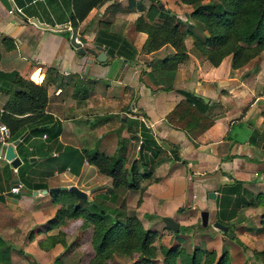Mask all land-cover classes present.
Instances as JSON below:
<instances>
[{
    "label": "crops",
    "instance_id": "crops-1",
    "mask_svg": "<svg viewBox=\"0 0 264 264\" xmlns=\"http://www.w3.org/2000/svg\"><path fill=\"white\" fill-rule=\"evenodd\" d=\"M159 1V6L178 19L179 31L191 28L182 27L179 21L186 14V3ZM9 2L10 8L0 2V73L15 72L24 80L43 85L46 99L42 112L48 116L43 118L44 122L37 120L31 126L47 125L59 130L56 137L48 138L45 132L26 129L14 146L20 158L16 167L0 157V236L10 244L11 264L71 263V253H65L59 241L50 243L47 239L59 229L65 232L66 244L80 235L79 225L73 219L49 227L56 208L66 203L86 207L96 201L119 207L121 202V208H132L148 228L147 221L157 223L156 215L174 218L185 202H190L191 207L206 205L209 189L218 198L217 187L232 183L234 178L256 194L257 202L244 207L239 221L230 218L235 244L229 262L234 263L233 257L240 255L245 246L250 256L252 248L264 246V50L241 67L232 68L228 55L212 65L192 49V40L186 34L183 41L187 58L177 65L172 87L163 90L151 82L149 62L169 57L175 50L164 43L147 51V34L134 28L135 18L145 17L147 9L154 8L153 0H105L89 9L74 27L75 39L81 46L95 48L93 37L98 21H107L112 31L121 33L136 48L131 61L109 57L103 48L105 58L97 61L70 44L72 0ZM152 12L156 20L161 19L155 10ZM87 56L92 61L86 67ZM19 89L13 86L0 90V110L12 91ZM186 92L207 98L203 101L207 102V112L213 120L194 142L183 130L164 121V115ZM146 133L158 138L161 148L150 176L155 179L141 181L142 191L117 188L114 201L99 199L96 195L111 187V178L87 159L84 150L116 153L127 167L138 157ZM8 142L6 139L3 145ZM167 142L179 146L181 159L171 158ZM144 156L152 157L150 148ZM17 182L19 190L12 192L10 187ZM39 182L46 184V188H64L46 193L40 192L42 188H27V184ZM68 185L85 191L88 200L75 197L66 188ZM215 198L210 199L213 210L209 213L213 215L218 207ZM145 213L153 216L148 220ZM76 219L80 221V216ZM212 241V236L205 239L206 248ZM162 244L179 246L174 242ZM127 252L114 255L108 264H130L137 252L126 259ZM254 263L257 262L252 257L246 264ZM147 264L164 263L162 256L155 255Z\"/></svg>",
    "mask_w": 264,
    "mask_h": 264
},
{
    "label": "trees",
    "instance_id": "trees-1",
    "mask_svg": "<svg viewBox=\"0 0 264 264\" xmlns=\"http://www.w3.org/2000/svg\"><path fill=\"white\" fill-rule=\"evenodd\" d=\"M104 1L72 0L71 26L75 27L89 9ZM153 1L154 8L150 6L147 9L146 18L142 15L135 18L134 28L147 34L145 39L147 51L157 49L164 43H169L175 50L169 57L150 60L148 76L156 88L167 90L172 87L177 65L187 58L183 41L186 34L192 37V49L212 65H217L228 55L232 68L241 67L264 50V0H179L192 6L188 16L205 32L203 35H199L192 28L179 31L178 19H175L174 13L161 5L158 6L156 4L158 0ZM154 10L161 17L160 20L155 19L152 12ZM93 42L103 48L109 57H121L126 61H131L137 52L133 44L121 33L112 31L105 20L98 21ZM13 86L20 89L12 91V96L0 110V122L9 130L7 140L17 138L26 129L32 133L45 132L48 138L56 137L58 128L53 130V126H31L37 120L44 122L43 118L48 116L42 112L46 99L45 87L24 80L15 72H1L0 90H7ZM207 107L208 104L203 99L186 92L185 96L164 115V121L171 127L183 130L187 138L194 142V139L213 123ZM157 139L146 133L138 148V157L127 167L124 166L122 157L116 153L107 155L97 150L90 152L84 150L87 159L95 163L101 173L111 178V187L96 196L101 200L114 201L117 188L142 191L144 185L141 181L155 179L150 176L156 156L161 152ZM166 144L171 158L181 159L179 146L170 142ZM68 148L76 152V149ZM147 148L151 149L152 157L144 156ZM79 159L80 161L83 159L82 155ZM27 181L25 178V182ZM32 187L46 188L47 185L40 182L31 186L27 184V188ZM217 191L218 213L223 218L217 220L227 226L233 225V222H227L230 218L235 217V220L239 221L238 216L241 218L244 207L255 205L257 202L256 194L235 178L232 183L220 184ZM121 209L100 205L96 201H91L86 207L72 203L61 205L49 219V227L61 224L68 218L78 223L81 233L77 235L76 241L70 244H66L65 232L60 229L54 234H49L47 239L50 243L59 241L65 247V253H71L70 264L80 262L108 264L114 255H121L129 249L137 252L136 259L130 264H147L155 257L157 251L160 252L164 264H178V261L179 264H226L225 250L218 260L212 263L210 259H202L205 254L208 257L210 251H202L198 246L193 247L190 252L177 245L166 246L160 243L156 246L154 241L159 236L158 231L145 228L134 212L124 214ZM78 216L80 221L76 219ZM144 216L150 217L153 214L145 213ZM74 249L75 252L72 253ZM9 250L10 244L0 236V264H11ZM250 252L258 264H264V246L261 249L252 248ZM58 259L59 257L55 258L56 263Z\"/></svg>",
    "mask_w": 264,
    "mask_h": 264
},
{
    "label": "rangeland",
    "instance_id": "rangeland-1",
    "mask_svg": "<svg viewBox=\"0 0 264 264\" xmlns=\"http://www.w3.org/2000/svg\"><path fill=\"white\" fill-rule=\"evenodd\" d=\"M159 3H161V1L157 2L156 4L159 6ZM185 6L187 8L186 14L183 17H181V19H179V21L182 24V27L186 28V27L190 26L199 35L205 34V32L199 28L197 22L194 21L193 18L188 16V12L192 9V6L188 5V4ZM187 36H189L190 39L192 40V37L190 35H187ZM261 52L259 53L258 56L261 55ZM262 55H264V53H262ZM210 187H212V186H210ZM122 188H120V189H122ZM210 190L214 191L212 189H209L208 191H210ZM205 197H206V193H205ZM213 198H215V197H209L208 198V196H207V198H206L207 204L206 205H197V206L194 205V207H191L190 202L183 203L180 206L181 208L179 207V209H177V215L174 216V219L179 223V229L177 232H173L171 229L164 226L163 222L161 221V216L156 215V217H158L157 223L147 221L148 225L146 227H148V228L155 227L157 229H160V230H157V231H159L158 232L159 236L154 241L155 245L158 246L160 243L166 244V242L172 244V242H174V243H178L179 246H181L187 252H190L193 249V247L199 245L200 248L201 247L203 248L202 251H204V250L210 251V255H208V257H207L205 254V256H202V259L203 260L204 259L206 260V258L210 259V261H212V263H215L218 260V258L220 257L222 251L225 250V255H226L225 256V258H226L225 263L231 264V262H229V260L232 259L231 258L232 248L235 244V238H233V236L232 237L228 236L227 233H224V231L214 227L211 224V222L213 220H217V219L223 220V218H221L220 214L218 213L219 208H217L218 211L216 209L214 215L212 213H209V220H208V223L206 224V226L200 225L199 211L201 209H207L208 211L211 212L213 210V204L211 203L210 199H213ZM94 199H96V198H94ZM208 199H209V201H208ZM215 200H216V198H215ZM102 204L106 205L103 202H102ZM215 206H217L216 202H215ZM108 207H110V206H108ZM119 207H122L121 202L119 203ZM121 210L124 214H131L134 212V210L132 208H122ZM154 217H155V215H154ZM146 218L149 220L150 217H146ZM229 221H230V219L227 222H229ZM199 234L200 235L203 234V235L200 236ZM165 235H168L169 238L167 239ZM210 236H212L213 241H212V243L209 242V245H208L209 248H206L205 239H208V237H210ZM245 247H243V251H240V253H239L240 255H238V256L236 255V257H233L235 262L232 264H246L247 262H249V260H252V255L250 256L249 253H247V250L245 249ZM125 255L127 257L126 259H128V258H130L129 256H132V257L136 256V252L129 249L127 254H125ZM156 255L161 256L159 251H157ZM111 260H112V258L110 259V261ZM178 264H179V261H178ZM254 264H258V263H254Z\"/></svg>",
    "mask_w": 264,
    "mask_h": 264
},
{
    "label": "water",
    "instance_id": "water-1",
    "mask_svg": "<svg viewBox=\"0 0 264 264\" xmlns=\"http://www.w3.org/2000/svg\"><path fill=\"white\" fill-rule=\"evenodd\" d=\"M0 2L3 4V6L5 8H10L9 0H0ZM75 35H76L75 28L72 27L71 28V33H70V36H69V42H70L71 45H73L75 48H77V51L79 53H81V54L88 53L91 56H94L97 61L104 60L105 53L103 52V50L100 47L95 45V48H100V50L98 52L95 50V48H92V47H87V46L82 47L80 42L75 39ZM85 61H86V67H87V65L92 61V57L87 56ZM193 95L203 99L204 101L207 100L206 97H204L203 95H201L199 93H194ZM22 136H23V134H20L17 138L11 140L10 142L5 143L4 145L2 144V146H3V156H2L3 159L9 161V163L12 166H14V167H16L20 163V158L16 154V152L14 150V146L18 143V141L22 138ZM59 188H64V186H60V187L59 186H53V187H49V188H42V189H40V192L41 193L52 192V191H55V190H57ZM66 188L72 194H74L75 197L88 200L86 192L81 190V189H79L77 186L68 185ZM214 195H215L214 191L210 190V191L207 192V196L208 197H214ZM199 217H200L199 218L200 219V225L201 226H206V224L208 223V220H209V211L207 209H201L199 211ZM161 221L164 223V225L166 227L171 229L173 232H177L178 231L179 223L173 217H171L169 215H163V216H161ZM211 224L214 227H216V228H218V229H220L222 231H226L228 236H230V237L233 236V234L230 231V227L229 226H226L225 224H223V223H221V222H219L217 220H213L211 222Z\"/></svg>",
    "mask_w": 264,
    "mask_h": 264
},
{
    "label": "built area",
    "instance_id": "built-area-1",
    "mask_svg": "<svg viewBox=\"0 0 264 264\" xmlns=\"http://www.w3.org/2000/svg\"><path fill=\"white\" fill-rule=\"evenodd\" d=\"M8 135H9L8 127L3 122H0V157L3 156V146H2V144L4 142H6V139H7ZM10 190L12 192H17L19 190V183L17 182L16 184H13L10 187Z\"/></svg>",
    "mask_w": 264,
    "mask_h": 264
}]
</instances>
